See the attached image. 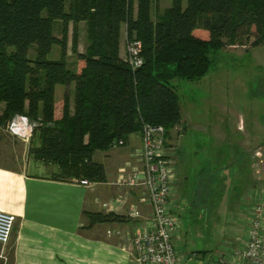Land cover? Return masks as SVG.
Here are the masks:
<instances>
[{
  "label": "trees",
  "instance_id": "1",
  "mask_svg": "<svg viewBox=\"0 0 264 264\" xmlns=\"http://www.w3.org/2000/svg\"><path fill=\"white\" fill-rule=\"evenodd\" d=\"M152 0H0V128L17 115L39 131L41 144L28 154L56 165L55 178L104 181L96 150L123 144L143 124L160 125L172 139L181 121L174 80H199L227 45L264 42V0H170L152 18ZM60 23V36L54 24ZM85 24L87 45L78 50V24ZM71 23V53L67 60ZM141 43L143 63L131 69L119 55V35ZM195 30V33L193 31ZM207 32V37L200 33ZM199 32V33H198ZM59 55L48 58L52 45ZM33 50L32 55L29 54ZM64 92L56 115L55 86ZM88 227L121 222L124 215L86 212Z\"/></svg>",
  "mask_w": 264,
  "mask_h": 264
},
{
  "label": "crops",
  "instance_id": "2",
  "mask_svg": "<svg viewBox=\"0 0 264 264\" xmlns=\"http://www.w3.org/2000/svg\"><path fill=\"white\" fill-rule=\"evenodd\" d=\"M163 1L169 6L170 1ZM70 26L71 23L68 32ZM200 34L207 37L206 31ZM126 41L125 24H122L119 35L122 58L126 54ZM55 100L56 104L60 103L58 98ZM180 112L181 121L175 126L172 139L165 144L175 169L171 210L179 226L174 246L180 255V264H186L196 254L183 249L185 234L178 211L186 212V207L194 201L193 195L187 192L192 179L188 167L184 168L181 152L182 138L187 135L189 125L181 105ZM199 126V129L205 128ZM242 128L239 124L238 129ZM25 130L28 132V127L24 126ZM16 138L24 142L28 139ZM29 141L10 163L0 162V210L15 216L8 242L0 244V264H133L132 234L138 228L150 226V207L142 200V188L129 183L131 175L141 166L138 156L141 133L130 134L123 145L96 150L92 158L103 164L105 180L91 181L89 185L79 183V179L55 178L56 165L45 164L28 154L29 146L41 144L39 131ZM238 144L239 150L231 152L228 158L230 167L224 172L201 174L194 193L196 206L205 207L210 218L219 220L220 214L226 216L224 225L233 237L217 253L230 252L244 242L253 204L258 196L264 197V137L257 142L243 137ZM256 151L260 152L259 157L255 156ZM131 208L138 210L139 215L129 216ZM83 211L113 212L124 215L125 220L88 227L89 220Z\"/></svg>",
  "mask_w": 264,
  "mask_h": 264
},
{
  "label": "rangeland",
  "instance_id": "3",
  "mask_svg": "<svg viewBox=\"0 0 264 264\" xmlns=\"http://www.w3.org/2000/svg\"><path fill=\"white\" fill-rule=\"evenodd\" d=\"M152 18L156 10L167 6V1L152 0ZM170 0H168L169 2ZM185 5V0H183ZM59 21L54 24V34L60 36ZM85 24H78V50L83 52L87 45ZM71 26L68 32L67 60L71 68L78 71L82 65L71 53ZM253 36L244 45H227L218 53V61L209 72L199 80H174L176 92L184 117L188 120V131L182 138L185 169H189L191 184L187 188L194 204L188 205L187 211H178L185 234L183 249L192 255L186 264H208L218 250L233 235L225 228V215L219 220L210 218L211 214L200 205L196 206L195 191L202 176L214 171H225L231 152L239 150V141L246 137L257 142L264 137V42L251 45ZM59 47L53 44L48 58L59 55ZM33 50L29 51L32 55ZM73 84L55 86V97L61 102L64 92L72 97ZM60 106L57 103L56 109ZM242 124L243 128L238 129ZM204 129H199L200 126ZM28 127V126H26ZM218 127V128H217ZM35 128V127H33ZM30 130L26 141L16 138L0 128V162L10 163L19 155L23 147L34 139L36 131ZM219 130V132H218ZM26 131V130H25ZM30 131V132H29ZM59 171V170H58ZM201 174H203L201 176ZM191 201V199H190ZM228 217L231 215H227ZM229 217V218H230ZM227 238V239H226ZM207 251L202 254L201 251ZM230 253V252H227Z\"/></svg>",
  "mask_w": 264,
  "mask_h": 264
},
{
  "label": "built area",
  "instance_id": "4",
  "mask_svg": "<svg viewBox=\"0 0 264 264\" xmlns=\"http://www.w3.org/2000/svg\"><path fill=\"white\" fill-rule=\"evenodd\" d=\"M140 53L139 40L133 38L126 41L125 59L132 70L139 68L143 63ZM24 126L32 130L35 124L25 116L17 115L7 124L6 129L10 135L25 137L28 132L24 131ZM118 143L119 146L123 145L122 140ZM165 143L162 126L143 124L138 153L141 166L131 175L129 183L142 188V200L150 207V226L138 228L132 234L133 264H180V255L174 246V235L179 221L171 210L175 190V169ZM255 156L259 157L260 152L256 151ZM78 181L83 185L91 183L87 179ZM138 215V210L130 209L129 216ZM14 222L13 214L0 210V244L8 242ZM208 264H264L263 196H258L253 204L244 242L232 248L230 253H217Z\"/></svg>",
  "mask_w": 264,
  "mask_h": 264
}]
</instances>
